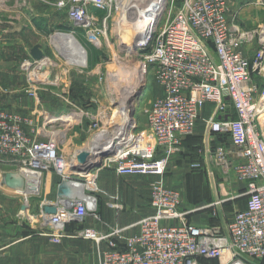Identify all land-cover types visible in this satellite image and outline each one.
I'll list each match as a JSON object with an SVG mask.
<instances>
[{
  "label": "built area",
  "instance_id": "obj_1",
  "mask_svg": "<svg viewBox=\"0 0 264 264\" xmlns=\"http://www.w3.org/2000/svg\"><path fill=\"white\" fill-rule=\"evenodd\" d=\"M111 1L59 0L58 5L67 9L71 21L87 32L90 44L98 49L103 42L97 36L101 31L95 27L98 17L92 9H106ZM231 3L183 0L156 30L153 49L144 54L143 65L146 71L148 67L153 70L161 95L146 110L147 129L131 120L129 125L123 122V132L118 136L117 125L109 129L99 125L106 109L102 116L99 109L95 113L80 111L93 123L90 141L116 134V153L105 159L102 168H113L121 176H156L151 183V213L117 231L123 248L111 241L113 233L93 226L70 233H46L53 241L67 235L97 244L110 241L111 248L101 252L99 264H202V259L247 264L242 257L264 260V25L250 31L231 23ZM256 38L260 46L248 58L242 46ZM208 104L213 110L205 117L203 111ZM231 112L235 117L228 115ZM33 118L31 113L0 108V157L26 176L27 196L33 195L28 190L37 185L34 174H39V193L47 172L77 187L74 197H59L56 203H48L57 204L58 212L44 213L46 223L81 224L89 215L99 219L100 169L85 178L70 176L72 162L84 148L66 155L57 133L46 128L54 118L45 117L42 125H35ZM201 118L210 132L228 135L239 156L233 165L235 178L246 183L240 194L246 198L245 208L234 210L232 218L228 222L221 219V224L189 222L187 215L194 210L182 207L180 191L165 180L171 159L184 149L185 140ZM78 119L67 118L66 129ZM42 129L47 130L45 139L39 137ZM214 157L229 159L224 145L218 146ZM108 205L120 206L113 202ZM135 227L138 232L125 234Z\"/></svg>",
  "mask_w": 264,
  "mask_h": 264
},
{
  "label": "rangeland",
  "instance_id": "obj_2",
  "mask_svg": "<svg viewBox=\"0 0 264 264\" xmlns=\"http://www.w3.org/2000/svg\"><path fill=\"white\" fill-rule=\"evenodd\" d=\"M161 1L163 4H159L162 9L158 6L157 13L160 12L152 22V36L169 13L173 15L181 6L183 0ZM58 2L59 0H0V71L5 69L3 79L7 83L13 84L16 78H19L22 95L31 98L28 108L34 116V124L42 125L45 117L48 120L54 118L53 122H47L46 128L57 133L61 142L60 147L66 155L72 154L76 149H79L76 152L85 149L91 145L90 140L93 139V123L84 113L80 119L72 123L71 128L66 129V119L80 111L95 113L99 109L102 116L103 109H106L103 118H99V125L104 126V129H109V126L114 127L121 122L120 129L123 131L122 126L125 125L123 122L129 125L130 123L127 122L131 120H136L140 128L147 129L146 110L150 103L161 95V90L153 77L151 67H148L147 71L144 68V49L136 48L133 41L134 34L144 22L137 21L136 14H129L123 22L128 33L120 29L122 23L120 4L123 0H112L110 7L106 9L93 8L92 11L98 17L95 27H99L101 31L97 32V36L103 42L102 47L96 49L91 46L87 32L71 21L67 9L59 6ZM152 2L153 0H148L142 5L150 7L151 4L154 5ZM244 3L246 5L244 10L241 13L239 10L236 12L237 22L250 31L261 24L264 25V2L244 0ZM136 5L137 2L133 3V9L130 6L128 12L135 11ZM131 32L133 33L129 35ZM63 34H71L84 49L86 68L76 66V50L71 42L67 43ZM251 47L256 49L258 45L254 43ZM33 48L42 50L44 57L41 60L36 61L33 58ZM133 65L142 67L140 80L137 89L132 93L131 107L122 111L119 107V100L123 97L122 91L136 81L135 77L127 76V70ZM142 83L145 85L144 89L137 94ZM111 120L114 124L110 125ZM202 122L207 133L191 136L194 138L192 145L189 142L190 137L187 138L184 149L171 159L165 174L166 183L169 182V177L179 184L175 188L180 191L186 210L190 207L200 208L199 206L212 200V197H219L220 200L229 197L225 189L227 184L231 186L232 181L236 179L231 170L233 163L230 160L220 161L214 157L218 146L224 145L228 156L234 159L235 151L231 152L233 149L228 135L212 133L207 127V122L204 120ZM46 131L42 129L39 137L45 139ZM206 142L210 143L209 148L213 156V175H210L205 167ZM1 167L13 168L12 165H1ZM100 171L101 169L98 173ZM181 184H183L182 190ZM212 190H215V194ZM3 192L0 187V196ZM30 194H33L30 197H43L39 193ZM99 198L100 216H102L100 210L102 201L107 203V209L115 213V222L106 229V233H113L112 239L118 238V230L151 213L150 197ZM244 201V197L224 200L225 222L232 218L235 204ZM110 202L120 206H108ZM210 206L212 205L209 204L208 207ZM193 212L187 215L189 222L194 223L196 216L199 220L204 212H207V215L210 212L209 224H221L220 216L213 208L204 210L201 208ZM130 229L134 231V228ZM241 259L247 264H264V260L260 259L248 260L243 257ZM220 262L221 260L218 259L201 261L202 264H220Z\"/></svg>",
  "mask_w": 264,
  "mask_h": 264
},
{
  "label": "crops",
  "instance_id": "obj_3",
  "mask_svg": "<svg viewBox=\"0 0 264 264\" xmlns=\"http://www.w3.org/2000/svg\"><path fill=\"white\" fill-rule=\"evenodd\" d=\"M231 5L230 22L238 23L233 15H235L237 10L241 13L246 5L244 0H232ZM254 43H257L258 47L260 46L258 38L253 42L246 43L242 46V51L248 58H252L258 48L253 49L251 47ZM4 70L5 69H2L0 71V108H7L21 114H30L31 110H29L28 107L31 104V98L28 95H22L21 83L18 77L13 84L7 83L6 80L4 81ZM212 110V106L208 104L204 108L203 115L205 117L209 116ZM228 115L235 117L232 113ZM219 117L221 116L219 115ZM202 121V118L199 119L196 129L191 135L192 137L193 135H204L207 133V129L204 127ZM204 122L206 121L204 120ZM191 136L189 139L190 145H192V140L194 139ZM230 146L233 149L231 152H235L233 153L234 159L228 156V160L234 164L239 161V156L231 141ZM209 147L210 143L208 142L207 144L206 142L204 152L205 167L208 173L213 175V156H211L212 152ZM233 164L231 170L234 173ZM1 165H12V163L5 157H0V187L4 190L3 195L0 196V264H99L101 252L105 249L111 248L110 241H103L100 244H96L92 240L72 237L70 235L53 241L51 237L46 234L61 232L70 233L77 227L76 222L64 226L60 224L52 225L44 221V206L48 203H56L58 201V187L61 182L60 176L53 172H47L43 178L41 193H39L40 195L42 194L43 197H26V193L20 192L2 183L3 176L8 171L16 170H14V168H2ZM155 178L156 176L154 175L121 176L118 175L113 168L101 169L97 176V184L100 189L99 197L151 198V183ZM168 181L167 184L169 187L172 186L175 188L179 185L169 177ZM181 185L182 186L179 187L182 190L183 184ZM245 185V181L236 178L232 181V185L230 186L227 184V189H225L228 191L227 195H229V197L222 198L219 203L217 202L220 199L219 197H212V200L199 206L200 208L190 207L187 209L196 212L201 208L203 210L206 208H213V210L221 216L220 219H223L222 212L225 211L223 205L224 200L228 201L235 197H243L240 196V194L245 189ZM212 191H214L215 194V190ZM181 200L182 207L184 208L182 196ZM214 202L215 204L212 205ZM25 203H29L31 206L29 210L31 218H28L26 212L22 209ZM209 204L212 206L208 207ZM235 205L234 210L245 208L246 198L243 203ZM106 206L107 203L102 201L100 210L103 217L99 215L100 218L96 219L94 216L89 215L86 218L84 225L93 226L99 231L106 233L107 227H110V225L115 222V213L110 209H107ZM210 212L208 215L207 212H204L205 214H203L199 220L196 216L194 223H209ZM132 232H138V228L135 227L134 231H131V229H129V231L126 230L125 234H131ZM111 241L115 242L117 247L123 248V243L119 238H111Z\"/></svg>",
  "mask_w": 264,
  "mask_h": 264
},
{
  "label": "bare ground",
  "instance_id": "obj_4",
  "mask_svg": "<svg viewBox=\"0 0 264 264\" xmlns=\"http://www.w3.org/2000/svg\"><path fill=\"white\" fill-rule=\"evenodd\" d=\"M145 1L148 2V0H133V1L123 0V2H121V4H120V8L122 10V23L120 24L121 25L120 29H123V32L128 33L127 28H126V24H124L123 22H125V20L128 18L127 16L129 14H136V16L138 17L137 21H143L144 22V23L142 22L143 24H142V26L140 28L137 27L138 28V32H136L134 34V40L133 41H134L135 44H142V43H145V41H147L148 35L150 34V32L152 30V22H153V20L155 18H157L158 14L160 12L159 11L157 13L158 8L160 7L159 3L163 4L161 0H153L152 3H154V5L151 4L150 7L149 6L146 7V6L142 5ZM136 2H137V5L134 8V10L135 9L136 10L128 12V9L131 8L130 6H132L133 3H136ZM133 7L134 6H132V9H133ZM159 9H162V6ZM133 16L136 17L135 15H133ZM117 31H118V29H117ZM132 33L133 32H131L129 35H131ZM62 36L67 40L68 44H69V42H71V44L74 46V48L76 50V54H75V56H76L75 57L76 66L81 67V68H86L85 67L86 66V55H85L84 51L82 50L83 48L81 47V45L78 43V41H76V39L71 34H63ZM141 69H142L141 66L133 65L127 70V76L129 75L131 77H135L136 81L134 82V84H131L130 86H128L126 89H124L122 91L123 92V95H122L123 97H122L121 100H119V107H120V109L122 111L125 108L131 107V104H132V98H131L132 97V93L138 87V80H140V72H141L140 70ZM105 112H107V110ZM263 112H264V110H263ZM82 114L83 113L80 112V113L74 114L72 117H68V118L69 119L70 118H76V117L79 118V117L82 116ZM263 117H264V115H263ZM120 124H121V122H119L117 124L118 125V129H117L118 136L121 135L120 133L123 132L120 129ZM113 135L114 134H110V135L106 136L105 139L102 140V141L101 140L91 141L90 142L91 145L86 147L84 150H88L89 152L93 153L94 155H98L102 151L100 149H103V148H106V147L110 148L112 145L114 146V142H115V138L116 137H113ZM33 177H35V181H37L36 182L37 185L33 186L30 190H28V192H30V193H39L40 192L39 182H38L39 174H34ZM217 202L219 203L220 199ZM222 215H223V212H222ZM237 264H242V263L239 262Z\"/></svg>",
  "mask_w": 264,
  "mask_h": 264
},
{
  "label": "water",
  "instance_id": "obj_5",
  "mask_svg": "<svg viewBox=\"0 0 264 264\" xmlns=\"http://www.w3.org/2000/svg\"><path fill=\"white\" fill-rule=\"evenodd\" d=\"M157 31L152 36V30L150 34L148 35L147 41L142 44H136V48H143L144 53H149L153 49L154 42L156 39ZM32 56L33 58L38 61L41 60L44 57V54L41 49L34 48L32 50ZM144 83H142L139 86V91H137V94H140L144 89ZM105 137H102L99 140H104ZM98 155H94L93 153L89 152L88 150H81L74 158L69 175H79L82 178L87 177L88 174L98 171L101 169L104 165L105 159L109 156H113L116 153L117 147L112 145L110 148L106 147L103 149ZM2 183L7 185L8 187H11L13 189H16L20 192H26L27 191V183L28 180L26 176L20 172V171H8L2 179ZM77 193V187L72 184L69 180H62L58 187V196L65 199H70L74 197ZM30 204L25 203L22 207V209L26 212L28 218H31V214L29 212L30 210ZM58 212V205L57 204H47L44 206V213L47 215H55ZM224 262V260H222Z\"/></svg>",
  "mask_w": 264,
  "mask_h": 264
},
{
  "label": "trees",
  "instance_id": "obj_6",
  "mask_svg": "<svg viewBox=\"0 0 264 264\" xmlns=\"http://www.w3.org/2000/svg\"><path fill=\"white\" fill-rule=\"evenodd\" d=\"M92 46V45H91ZM93 47V46H92ZM94 48V47H93ZM154 77V76H153ZM232 113V115H235L233 112H231ZM190 137V136H189ZM188 137V138H189ZM186 141V140H185ZM100 199V198H99ZM99 203H100V201H99ZM86 220V219H85ZM85 222V221H84ZM84 222L83 223H81V224H79V223H76L77 224V227H76V229H78V228H80V227H84V226H86V225H84ZM74 223V222H73ZM202 260H207V259H202Z\"/></svg>",
  "mask_w": 264,
  "mask_h": 264
}]
</instances>
